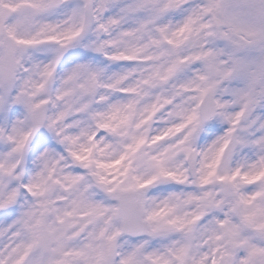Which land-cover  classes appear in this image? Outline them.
Returning a JSON list of instances; mask_svg holds the SVG:
<instances>
[{"label":"clouds","instance_id":"9594fccd","mask_svg":"<svg viewBox=\"0 0 264 264\" xmlns=\"http://www.w3.org/2000/svg\"><path fill=\"white\" fill-rule=\"evenodd\" d=\"M0 264H264V0H0Z\"/></svg>","mask_w":264,"mask_h":264}]
</instances>
